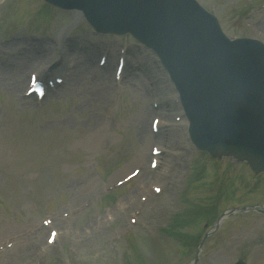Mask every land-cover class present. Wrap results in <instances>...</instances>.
I'll list each match as a JSON object with an SVG mask.
<instances>
[{"label":"rangeland","instance_id":"rangeland-1","mask_svg":"<svg viewBox=\"0 0 264 264\" xmlns=\"http://www.w3.org/2000/svg\"><path fill=\"white\" fill-rule=\"evenodd\" d=\"M41 1L0 0V264H192L200 237L225 209L264 205V174L230 157H198L184 121L175 120L172 96L163 105L168 125L152 135L151 84L130 68L132 58L127 54L120 81L113 79L118 55L108 68L97 64L106 42L118 49L131 38L95 37L84 20L56 7L32 19L30 7ZM201 2L228 34L264 40V0ZM46 63L65 82L78 67L81 80L35 102L25 88L34 67ZM152 142L166 151L146 174ZM140 166V177L106 195ZM235 212L207 237L197 264H264V215ZM59 213L64 218L53 223L56 239L49 242L45 218Z\"/></svg>","mask_w":264,"mask_h":264},{"label":"water","instance_id":"water-1","mask_svg":"<svg viewBox=\"0 0 264 264\" xmlns=\"http://www.w3.org/2000/svg\"><path fill=\"white\" fill-rule=\"evenodd\" d=\"M141 1L143 12L136 10L140 20L149 7L154 13L161 8L160 0ZM175 3L183 20L181 32L195 39L168 35L165 45L195 64L196 74L190 83L193 117L196 123L203 122L200 130H205V136L220 134L229 138L227 144L200 145L214 154L234 153L256 171L264 170V159L255 148L264 147V45L237 39L226 41L225 48L226 38L210 14L198 7L203 21L196 17L197 5L190 0Z\"/></svg>","mask_w":264,"mask_h":264},{"label":"bare ground","instance_id":"bare-ground-1","mask_svg":"<svg viewBox=\"0 0 264 264\" xmlns=\"http://www.w3.org/2000/svg\"><path fill=\"white\" fill-rule=\"evenodd\" d=\"M41 68H43V67H41ZM41 68H38L39 70L38 71H40L41 72ZM77 70H78V67H76L75 68V71L73 70V72H72V81H70V83L72 82L73 84H77V83H79V81L81 80L80 78H78V73H77ZM70 73V72H69ZM68 73V78H67V81H68V84H69V80H71L70 79V74ZM168 94H171V93H169V92H166V93H164L163 95L164 96H167ZM162 122H163V117L160 119V123L162 124ZM187 124V122H182V125H186ZM144 140H147L148 139V136L146 135V133H144V134H142V136H141ZM143 154H145V152L143 153ZM170 167V166H169ZM176 168V170H177V168H179L178 166H176V165H174V163L172 162L171 163V168ZM175 170V171H176Z\"/></svg>","mask_w":264,"mask_h":264}]
</instances>
